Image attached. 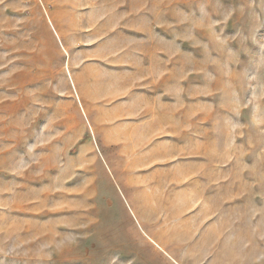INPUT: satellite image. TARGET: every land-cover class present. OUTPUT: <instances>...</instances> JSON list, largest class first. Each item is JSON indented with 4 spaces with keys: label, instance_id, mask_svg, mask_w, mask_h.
I'll return each instance as SVG.
<instances>
[{
    "label": "rangeland",
    "instance_id": "obj_1",
    "mask_svg": "<svg viewBox=\"0 0 264 264\" xmlns=\"http://www.w3.org/2000/svg\"><path fill=\"white\" fill-rule=\"evenodd\" d=\"M0 264H264V0H0Z\"/></svg>",
    "mask_w": 264,
    "mask_h": 264
},
{
    "label": "crops",
    "instance_id": "obj_2",
    "mask_svg": "<svg viewBox=\"0 0 264 264\" xmlns=\"http://www.w3.org/2000/svg\"><path fill=\"white\" fill-rule=\"evenodd\" d=\"M127 92H128L127 93L128 96L126 98L125 104L127 106L126 115L128 114L127 115V123H128V122H133V121H131L129 119V115L133 116V115L138 114L139 108H137L138 105L136 103L137 94H136V92L134 94L133 90L130 88L129 85H128ZM81 96H83V98L89 97V95L87 93H85L84 90L82 91ZM87 103L89 104V101ZM128 125L130 126L129 123H128ZM125 130L126 131L124 132V135H123V138H122L125 141L122 142V144H124V145H133L135 143L134 139L136 138V133H135L134 129H132V127H127ZM107 139H109V138L107 137ZM108 143L117 144L116 142L114 143L113 141H110Z\"/></svg>",
    "mask_w": 264,
    "mask_h": 264
}]
</instances>
